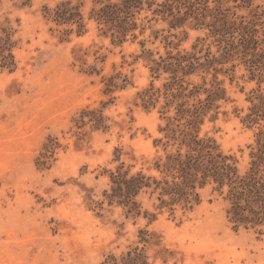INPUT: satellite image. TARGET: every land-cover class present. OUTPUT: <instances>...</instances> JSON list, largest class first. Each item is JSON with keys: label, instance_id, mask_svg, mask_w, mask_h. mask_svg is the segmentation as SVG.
I'll return each instance as SVG.
<instances>
[{"label": "rangeland", "instance_id": "rangeland-1", "mask_svg": "<svg viewBox=\"0 0 264 264\" xmlns=\"http://www.w3.org/2000/svg\"><path fill=\"white\" fill-rule=\"evenodd\" d=\"M68 1L81 35L45 17ZM199 1L188 18L175 5L176 25L143 10L119 44L93 0H0V264H264V226L236 228L213 185L174 213L153 189L135 198L141 215L107 198L122 167L160 179L196 110L199 137L241 174L260 149L264 0Z\"/></svg>", "mask_w": 264, "mask_h": 264}, {"label": "trees", "instance_id": "trees-1", "mask_svg": "<svg viewBox=\"0 0 264 264\" xmlns=\"http://www.w3.org/2000/svg\"><path fill=\"white\" fill-rule=\"evenodd\" d=\"M93 1L100 7L92 9V19L104 24L107 31L111 32L113 40L119 44L126 41L128 33L138 28L136 19L143 10L152 11L154 15L173 17L176 25L184 21L185 17L198 16L197 11L200 8H197V5L201 3L199 0H167L162 4L149 0ZM175 5L178 8H186L185 17H177L173 13ZM81 8L82 6L72 5L70 1L63 2L53 9L45 8V17L60 26L77 25V33L81 35L86 27ZM178 13L180 14V10ZM157 70L152 69L153 72ZM156 94L157 91L153 88L145 92L144 104L154 105L157 100ZM181 111L184 112L179 110ZM199 117V111L196 110L187 123L188 130L181 131L182 141L175 150H169L168 146H164L165 155L157 160L155 166V170L161 175L160 179L155 176L147 177L143 172L131 176L130 172H123L122 167L112 177V194L107 198L111 204L118 203L129 208V214L141 215V206L135 198L143 190L153 189V193L159 194L160 206L170 208L174 213V207L177 205L185 210H192L194 205L200 202L198 189L213 185L214 191L219 192L223 200L229 204L228 217L236 224V228L264 226V134L261 136L258 153L252 154L253 161L249 169L241 174L236 165L237 161L231 156L224 155L214 140L199 137L197 131ZM101 121L102 116L96 118L97 126L101 125ZM134 262H143L141 253L135 252L134 257L130 256L129 263Z\"/></svg>", "mask_w": 264, "mask_h": 264}]
</instances>
